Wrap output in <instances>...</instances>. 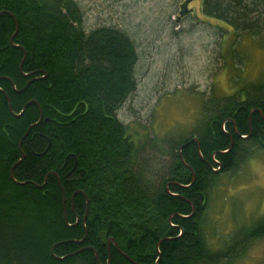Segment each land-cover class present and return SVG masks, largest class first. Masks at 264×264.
I'll return each mask as SVG.
<instances>
[{
  "label": "trees",
  "instance_id": "obj_1",
  "mask_svg": "<svg viewBox=\"0 0 264 264\" xmlns=\"http://www.w3.org/2000/svg\"><path fill=\"white\" fill-rule=\"evenodd\" d=\"M198 1L232 31L264 23V0ZM136 62L122 30L85 32L73 0H0V264H232L264 239V216L219 250L202 230L219 177L264 152V77L203 100L155 176L158 143L116 117Z\"/></svg>",
  "mask_w": 264,
  "mask_h": 264
},
{
  "label": "rangeland",
  "instance_id": "obj_2",
  "mask_svg": "<svg viewBox=\"0 0 264 264\" xmlns=\"http://www.w3.org/2000/svg\"><path fill=\"white\" fill-rule=\"evenodd\" d=\"M73 2L85 32L115 27L133 42L136 87L116 117L141 146L148 138L158 143L159 148L143 147L155 176H161L168 160L166 140L190 134L203 100L233 95L264 77V23L259 18L256 34L248 36L244 30L204 21L197 2L181 16L184 0ZM256 18L250 15L248 21ZM252 156L234 173L219 177L211 189L202 230L213 250L221 249L236 227L264 216V152L255 149ZM232 264H264V239Z\"/></svg>",
  "mask_w": 264,
  "mask_h": 264
},
{
  "label": "water",
  "instance_id": "obj_3",
  "mask_svg": "<svg viewBox=\"0 0 264 264\" xmlns=\"http://www.w3.org/2000/svg\"><path fill=\"white\" fill-rule=\"evenodd\" d=\"M198 4V12L200 13V5H201V1H193V0H184V2L180 5L179 9H180V12H179V15H183V14H186L189 12V10L187 9V7L192 4V3H196ZM201 15V14H200ZM205 19V18H204ZM208 19H205L204 21H207ZM10 43L12 44V38L10 39ZM19 70L21 71V65L19 66ZM31 83V82H27V84L25 85L24 88H26V86ZM23 88V89H24ZM7 98V97H6ZM8 100V98H7ZM11 179H13V176H12V172H11ZM63 203H64V196H63ZM52 251V250H51ZM52 253V252H51ZM64 258H61L60 260H62ZM109 263V260L107 261ZM99 264V263H98Z\"/></svg>",
  "mask_w": 264,
  "mask_h": 264
}]
</instances>
